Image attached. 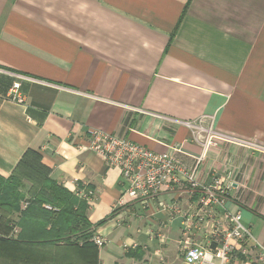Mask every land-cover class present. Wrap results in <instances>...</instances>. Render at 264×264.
<instances>
[{"label":"crops","instance_id":"0c3cea01","mask_svg":"<svg viewBox=\"0 0 264 264\" xmlns=\"http://www.w3.org/2000/svg\"><path fill=\"white\" fill-rule=\"evenodd\" d=\"M205 116L217 137L207 149L184 125ZM93 129L178 148L187 169L203 157L200 184L235 169L227 207L264 247V0H0V175L39 151L52 179L94 192L99 264H186L183 218L162 204L190 210L197 194L119 205L120 170L86 149Z\"/></svg>","mask_w":264,"mask_h":264},{"label":"built area","instance_id":"2783aa9c","mask_svg":"<svg viewBox=\"0 0 264 264\" xmlns=\"http://www.w3.org/2000/svg\"><path fill=\"white\" fill-rule=\"evenodd\" d=\"M19 79H28L17 76ZM20 82L12 88V99L24 103L20 93ZM192 139L204 149L217 139L210 117L198 121L186 122ZM86 149L103 159L108 167L118 168L125 186V193L119 205L139 202L148 204L163 188L170 190L186 186L197 194V203L190 210H182L179 202L162 204V210L183 218L181 244L186 264H264V247L255 241L251 229L243 223L241 211L228 209L231 192L238 186L237 172L227 169L214 171L208 185L197 181L198 164L187 169L174 152L158 153L130 140L93 129L87 135ZM81 197L92 203L94 192H82ZM202 235V239L198 238ZM99 248L105 245V239L94 237Z\"/></svg>","mask_w":264,"mask_h":264},{"label":"trees","instance_id":"16d2710c","mask_svg":"<svg viewBox=\"0 0 264 264\" xmlns=\"http://www.w3.org/2000/svg\"><path fill=\"white\" fill-rule=\"evenodd\" d=\"M87 191L52 179L41 153L28 149L8 178L0 175V264H99Z\"/></svg>","mask_w":264,"mask_h":264},{"label":"rangeland","instance_id":"374dc122","mask_svg":"<svg viewBox=\"0 0 264 264\" xmlns=\"http://www.w3.org/2000/svg\"><path fill=\"white\" fill-rule=\"evenodd\" d=\"M113 168H114V167H113ZM25 204H26V203H23V206H24V207H25Z\"/></svg>","mask_w":264,"mask_h":264}]
</instances>
